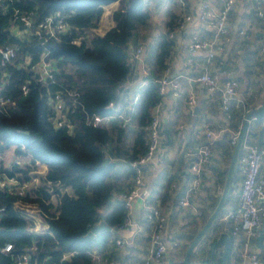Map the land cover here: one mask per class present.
Wrapping results in <instances>:
<instances>
[{"label": "trees", "instance_id": "trees-1", "mask_svg": "<svg viewBox=\"0 0 264 264\" xmlns=\"http://www.w3.org/2000/svg\"><path fill=\"white\" fill-rule=\"evenodd\" d=\"M114 2H120L111 14L114 25L100 35L96 30L100 27L103 8ZM3 4L0 46H17L19 51L7 65H0L1 93L15 101L13 106L0 111V150L15 147L17 154H28L45 164L47 181H77L83 203L45 202L36 200L34 191L27 193L22 200L35 203L47 217V231L38 234L32 231L33 223L13 209L17 197L0 190V246L9 242L13 247L9 254L0 252V264H11L13 255L22 252L30 254L31 264H41L45 259L52 264H95L93 254H103L112 231L123 227L126 214L118 198L107 210L115 195L109 180L115 165L113 159L131 161L146 152L143 127L150 121L152 108L161 100L155 81L167 67L166 58L173 41L168 40L167 34L161 36L155 63L150 65L148 83L135 104L138 130L129 148L122 153L118 144L127 129L116 122L108 129L88 126L86 114L79 109L70 116L72 131L66 132L65 127L54 126L47 99L57 90L74 89L89 115L112 112L107 105L110 101H119L130 73L126 65L129 39L149 18L145 0H4ZM14 9L34 11L39 18L60 11L66 15L71 33L58 34L57 39L50 38L44 43L33 38L22 40L8 29ZM79 31L88 37L78 46L70 44L69 40ZM44 53L45 60L51 61L56 69L53 81L42 79L39 71ZM24 83L29 87L26 95L21 93ZM106 158L109 160L105 163ZM101 218L112 231L87 237L90 227ZM66 253L72 255L61 260ZM207 261L223 264L221 252L210 251Z\"/></svg>", "mask_w": 264, "mask_h": 264}, {"label": "crops", "instance_id": "crops-1", "mask_svg": "<svg viewBox=\"0 0 264 264\" xmlns=\"http://www.w3.org/2000/svg\"><path fill=\"white\" fill-rule=\"evenodd\" d=\"M210 1L216 10L220 8L219 3ZM200 2L201 0H145V9L148 11L149 18L145 24L139 25L133 31L129 39V47L139 44L143 46V64L154 65L161 36L182 21L186 13H195ZM114 4L116 3H111L109 6H115ZM258 8L263 12L261 17L257 15ZM113 25L111 16L105 19L102 17L100 27L96 31L102 35ZM227 26L229 33L227 39L223 41V50L216 54L217 60L211 64L210 71L219 75L220 82L228 79L237 81V93L245 101L246 108L244 111H236L233 118L227 120L218 104L217 97L208 93L204 86L196 81V77L206 66L205 56L203 53L194 54L193 65L189 67L186 61L190 55L186 44L193 33L211 39L213 30L197 20L185 24L177 32L166 58V66L171 72L183 74L179 93L177 96H172L168 89L161 97L159 106L161 141L157 153L144 167L141 198L135 202L130 222L117 230H111L112 236L103 252L108 260H114L116 264H142L153 248L151 240L153 228L145 222L142 206V199L147 197L158 204L161 212L166 215L163 234L165 242L170 244L175 238L179 242L175 251H169L163 256L161 264H185V253L193 237L202 229L216 209L227 180H229L228 190L221 210L190 252L189 260L191 264L209 263L207 261L209 253L214 250L220 251L222 258L224 246L216 244L212 249V245L225 236L228 237V251L226 259H222V262L223 264L237 263L240 238H234L231 235L232 223L223 218L238 205L242 181L240 158L245 152L243 141L257 146L259 131L264 126V115L262 118L249 120L233 162L246 114L253 109L264 107V57L259 53V47L264 41V0H234L228 15ZM241 29L246 31L247 37L239 34ZM141 77V64L132 63L129 76L124 83V90H128L130 94L133 93ZM188 93H193L196 99L192 107L187 105ZM132 118L128 129L124 131L123 140L118 144L121 152L129 148L138 130L134 115ZM204 123H208L216 131V137L211 146V158L202 171L199 192L191 198L187 207L182 208L177 205L178 190L170 189V184L175 182L180 188L188 179L189 166L197 157L198 148L204 143L201 131ZM230 129L239 131L235 143L231 142ZM261 146H264V137ZM113 161L115 165L109 180L114 186L115 195L107 206V210L113 206L117 195L125 191L130 184L128 167L119 160L113 159ZM46 171L47 166L38 162L32 163V167L29 168L30 176L38 177L42 183ZM261 174L264 178V159L261 161ZM56 184L62 187L52 186L49 191L39 195L45 199L55 198L59 203L62 201L83 203L81 188L77 181L63 179ZM63 194L68 197L63 198ZM260 204L264 205V199H261ZM196 211H200L201 215H197ZM37 226L39 230L48 229L47 223ZM260 232H262V239L258 241ZM239 237H242V232ZM115 239H121L124 244L122 246L112 244ZM203 240L205 242L201 247ZM251 249L257 255L258 264H264V218L256 236L251 241ZM98 254L96 252V255ZM245 264L251 263L246 261Z\"/></svg>", "mask_w": 264, "mask_h": 264}, {"label": "built area", "instance_id": "built-area-1", "mask_svg": "<svg viewBox=\"0 0 264 264\" xmlns=\"http://www.w3.org/2000/svg\"><path fill=\"white\" fill-rule=\"evenodd\" d=\"M181 1V0H180ZM220 4L217 10L211 5L210 0H201L198 9L195 13H186L182 21H179L174 28L167 33V38L173 41L176 34L181 30L185 24L191 23L193 20L204 24L207 28L213 30L211 39L199 36L193 33L189 36L186 49L190 55L187 59V65H193L192 57L194 54L203 53L205 56V67L203 71L196 77V81L201 83L204 88L213 96L217 97L218 104L224 113L227 120H231L233 114L238 111H244L246 103L237 93L238 83L234 79H228L220 82L219 75L210 71V66L213 61H216V54L222 52L223 41L227 39L229 29L227 20L229 12L234 4V0H212ZM4 0H0V7L4 6ZM259 5V4H258ZM258 16H263L260 8L257 10ZM66 15L57 11L49 14L46 17L39 18L34 11H20L14 9L9 31L19 36L22 40L36 39L42 43L50 38L57 39L58 34H69L70 26L65 21ZM239 34L247 37L244 29L239 31ZM88 35L79 31L73 36L69 43L72 45H79L83 38ZM264 38V34H263ZM19 48L17 46L5 45L0 46V65L5 66L11 62L18 54ZM259 53L264 57V41L259 47ZM143 46L137 45L129 47L126 56V65L131 67L132 63L141 64V80L133 93L125 90L121 93L119 101L116 103L110 101L107 105L112 110L106 115H89L83 108L80 100V94L74 89L63 88L50 94L47 99L48 109L52 114L54 126L57 128L65 127L66 132L72 131V123L70 116L81 109L85 114V123L88 126L96 128H109V126L116 122L118 126L123 129H128L131 124L132 117L135 113V104L140 97L142 88L148 83L147 77L150 75V66L143 64L142 60ZM44 53L40 60V74L42 79L52 80L55 67L51 61L45 60ZM218 63L220 61L218 60ZM5 76L4 71L1 72ZM182 73H173L169 67L163 69L156 79V92L160 97L165 95L169 89L172 96H177L181 87L183 79ZM0 86V111H5L8 107L15 104V101L8 96L1 93ZM29 87L26 83L21 85V93L26 95ZM196 99L193 93L187 94V105L192 107L195 105ZM159 106L157 103L151 110L150 121L143 127L144 137L147 143V150L134 160L128 161L126 159H115L126 165L130 171V184L128 188L120 192L117 198L122 201L126 214L123 221V226L130 222V215L135 205V202L141 198V190L143 188L144 167L155 156L158 151L161 132L159 126ZM264 121V118H263ZM247 130V129H246ZM245 130V133H246ZM204 136V143L197 150V157L189 166L188 179L182 187H177V184L171 183L170 189L178 190L177 205L179 207H187L191 198L197 194L202 184V171L209 163L211 158V146L216 137V131L208 124L204 123L201 127ZM231 142L235 143L239 136V131L231 130ZM244 133V134H245ZM245 152L240 158L242 165V181L239 192V201L235 210H230L223 219L231 221L232 226L230 233L234 238H240L238 244L237 263L245 264L250 261L251 264H258L256 253L251 249V241L256 236L262 219L264 218V205L260 204L261 199H264V178L261 174V161L264 159V146L259 149L255 145H251L243 141ZM21 150H25L21 146ZM38 161L33 160L28 154H17L15 147L0 150V190H6L9 194L17 197V201L13 203V209L18 211L29 221L33 223L32 231L35 233H44L47 230H39V224H45L46 216L42 213L40 208L35 203H28L22 200L27 193L34 191L36 200L45 202L52 201L45 199L39 193L49 191L52 186H57L56 181H47L45 176L42 181L36 176H30L29 168L32 163ZM39 163V162H38ZM25 177L28 178L25 180ZM41 184V185H40ZM62 185H59L61 188ZM142 206L144 209V219L152 228L151 240L153 248L150 253L144 258L142 264H161L163 256L169 251H175L178 248V240L175 238L170 244L164 240L163 234L166 223V215L161 212L158 204H156L150 197L142 199ZM197 215H201L200 211H196ZM242 232V237L240 236ZM204 240L201 241V247L204 245ZM112 244L122 246L124 242L121 239H115ZM12 244L5 242L0 246V252L9 254L12 252ZM72 253L63 254L61 260H67ZM95 264H116L114 260H108L105 254H93ZM11 264H31V256L28 252L15 254L12 257ZM32 264H37L33 263ZM41 264H52L45 259Z\"/></svg>", "mask_w": 264, "mask_h": 264}, {"label": "water", "instance_id": "water-1", "mask_svg": "<svg viewBox=\"0 0 264 264\" xmlns=\"http://www.w3.org/2000/svg\"><path fill=\"white\" fill-rule=\"evenodd\" d=\"M264 115V107H259L257 109H253L251 111H249L246 114L245 117V122H244V128L242 131V134L239 137L238 143H237V147H236V153L234 155V159L233 162L235 161V158L237 156V152L239 150V147L241 145L242 139H243V135L245 133L247 124L249 122L250 119L255 118V119H259L262 118ZM263 137H264V126L261 127L260 131H259V137H258V142H257V148L259 149L261 147V144L263 142ZM108 158L105 159V163L108 162ZM232 166V165H231ZM231 168V167H230ZM230 170V169H229ZM230 172V171H229ZM229 179V178H228ZM228 181L226 183V186L222 192V196L220 198V201L216 207V209L214 210V212L210 215V217L208 218V220L206 221V223L204 224V226L202 227V229L193 237V240L191 241L188 250L185 253L184 256V263L185 264H191L190 260H189V255L190 252L192 251V249L195 247V245L197 244L198 240L200 239V237L204 234V232L206 231V229L210 226V224L213 222V220L218 216L219 211L221 210L226 192L228 190ZM105 231H111V228L109 226H107L103 220V218H101V220L95 224H93L90 229L87 232V237H94L95 235L105 232ZM262 239V232H260L259 236L257 237V240L260 241ZM216 244H221L224 246L223 249V254H222V259L225 260L226 259V254L228 251V237H221L218 240H216L213 245H212V249H214V247L216 246ZM202 264H208V263H202Z\"/></svg>", "mask_w": 264, "mask_h": 264}, {"label": "rangeland", "instance_id": "rangeland-1", "mask_svg": "<svg viewBox=\"0 0 264 264\" xmlns=\"http://www.w3.org/2000/svg\"><path fill=\"white\" fill-rule=\"evenodd\" d=\"M116 4H114L115 6H106L104 9H103V15L102 17L105 19L106 17L108 18L109 16H111L112 12L117 9L119 6H120V2H114ZM98 32V31H97ZM34 173H37V172H34ZM39 173V172H38ZM41 185V184H40ZM57 187L59 188V184L57 185ZM52 201H57L59 202L58 200H56L55 198H51Z\"/></svg>", "mask_w": 264, "mask_h": 264}]
</instances>
